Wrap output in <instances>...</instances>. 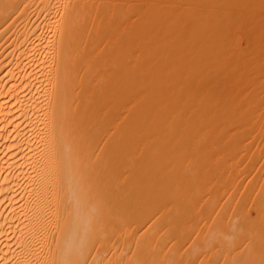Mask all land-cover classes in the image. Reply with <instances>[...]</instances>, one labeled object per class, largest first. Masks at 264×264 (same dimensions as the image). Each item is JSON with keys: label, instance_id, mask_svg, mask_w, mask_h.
Here are the masks:
<instances>
[{"label": "rangeland", "instance_id": "rangeland-1", "mask_svg": "<svg viewBox=\"0 0 264 264\" xmlns=\"http://www.w3.org/2000/svg\"><path fill=\"white\" fill-rule=\"evenodd\" d=\"M124 5L125 10L132 9L126 12ZM107 9L103 17L111 16L104 18L96 34L102 42L98 40L102 45L97 50L100 80L81 95L75 111L85 108V118L73 125L78 132L75 147L80 168L86 174L75 192L89 198L87 213L95 214L91 221L95 226L89 220L85 229L92 245L101 241L106 245L96 263L105 262L111 252L116 255L121 237L124 240L138 230L140 234L135 231L134 237L125 239L132 241L121 261L182 264L190 256L196 229L210 222L209 216L219 209L207 216L211 196L243 183L250 162L252 169L264 164L263 128L251 145L235 146L237 174L228 171V157L213 166V155L222 153L215 140L225 136L222 133L231 129L230 123L240 122L241 113L253 110L250 105L257 99L259 107L256 102L257 111L252 112L264 115V0H115ZM117 82L122 87L114 86L117 93L110 92ZM105 89L109 98L91 106L93 94ZM258 96L263 98L261 103ZM240 106L244 110L238 113ZM256 114L251 119L242 114V124L253 123L252 128L258 126L257 120L264 124V117L256 120ZM112 146L114 151L109 152ZM216 148L219 152L213 151ZM210 163L220 176L217 190L210 182ZM236 196L217 217L230 206L240 211ZM212 245L209 253L216 259L214 264L237 261L242 247L239 241L220 235ZM159 252L165 253V259L157 258ZM109 264H114L113 257Z\"/></svg>", "mask_w": 264, "mask_h": 264}, {"label": "bare ground", "instance_id": "bare-ground-1", "mask_svg": "<svg viewBox=\"0 0 264 264\" xmlns=\"http://www.w3.org/2000/svg\"><path fill=\"white\" fill-rule=\"evenodd\" d=\"M113 1L115 2L0 0V264H99L95 261L101 257L106 245H103L102 241L97 242L96 246L92 245L85 229L95 214L87 213L89 198H81L75 192L76 187L86 181V174L80 168L79 151L75 147L78 132L74 130L73 125L85 118V108L75 111L81 95L85 90L88 91L90 85L93 86L90 88L92 90L99 79L97 50L101 48H98V45L102 44H99L101 39L98 41L96 34L101 30L98 26L104 18L109 19L111 16L103 17L109 5L113 6ZM127 8L128 11L132 9ZM127 8L125 10L124 5V11L128 12ZM106 13L108 15V12ZM106 21L103 22L104 25L107 24ZM102 26L103 24L100 25ZM104 71L101 70L103 74ZM119 85L122 87V82L114 84L110 92L115 90L114 86ZM108 90H99L88 103L94 106L104 98H109L108 95L105 97ZM255 92L258 94L261 91ZM113 93H110L111 98ZM258 97H261V103L263 98ZM256 102L254 104L258 106L259 100ZM254 104L250 105V108H254L249 112L257 111ZM242 106L239 111L238 107L236 108L238 113L244 110ZM248 108L247 110L250 109ZM249 112L241 113V119H238L240 122L235 119L236 122L229 125L231 129L227 128L226 133H222L225 136L221 139V134L218 137L221 140H215L218 149L222 148V153L217 151V148L213 149L214 152H219L213 155L216 162L213 166H217V161L223 159L224 162L228 157V171L232 174L240 171L239 167H234L235 146L239 143L246 147V144L251 145L259 135L261 136L264 128L262 120H257L261 119L262 113H251H254L252 116H258L255 121L258 123L256 128H252L253 123L248 124V127L244 126L245 122L242 124L243 115H248L251 119ZM222 115L225 116L221 113V118ZM259 122L262 125H259ZM113 146L109 152L114 151ZM212 146L214 147V144ZM254 151L256 152V147ZM248 152L249 150L247 154ZM253 156L248 157L257 161V157ZM249 158H246V161ZM262 159L264 160V156ZM250 164L251 162L247 164V175L241 181L243 183L239 186L237 184L235 188L231 186L229 192L219 191L217 195L211 196L207 203V216L212 209H219L216 214L209 216L210 222L207 221L194 230L195 234L190 242V256L184 259L182 264H214L216 259L211 257L209 250L214 246L212 244L217 235L223 239L231 237L242 246L237 261L230 260L225 263L221 260L217 264H264V164L260 165L261 168L254 167L255 170ZM212 165L210 163V182L213 189L217 190L220 176L215 175L217 167L214 169ZM139 171L141 174L145 170ZM236 195L237 201L240 199L242 204L240 211L230 206L228 212L217 217L222 207ZM142 216L143 214L140 218ZM140 218L137 219L138 222L142 220ZM92 224L95 226V223ZM135 231L130 236L123 235L124 240L121 237L117 254L113 255L111 252L101 264H109L112 257L114 264H125L121 260L125 255L127 243L132 241L125 239H131L132 235L134 237V233H138V230L137 233ZM115 237L113 239L117 240L119 235ZM207 254L209 255L206 256ZM156 255L158 259H165L164 252Z\"/></svg>", "mask_w": 264, "mask_h": 264}]
</instances>
